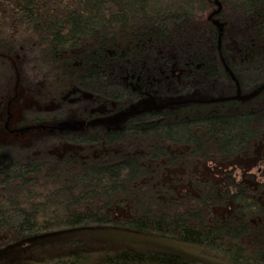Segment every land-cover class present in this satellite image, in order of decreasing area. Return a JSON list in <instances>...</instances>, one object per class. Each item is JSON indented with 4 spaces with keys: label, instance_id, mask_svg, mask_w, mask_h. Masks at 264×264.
I'll list each match as a JSON object with an SVG mask.
<instances>
[{
    "label": "trees",
    "instance_id": "1",
    "mask_svg": "<svg viewBox=\"0 0 264 264\" xmlns=\"http://www.w3.org/2000/svg\"><path fill=\"white\" fill-rule=\"evenodd\" d=\"M219 2L203 20L216 0H0V115L26 88L55 107L24 109L22 125L74 111L98 123L0 144V252L117 227L199 252L75 237L46 242V259L264 264V175L245 180L231 164L264 163V90L226 99L264 85V0ZM63 146L76 153H54ZM206 162L229 166L227 177L196 179L191 191L164 177Z\"/></svg>",
    "mask_w": 264,
    "mask_h": 264
},
{
    "label": "rangeland",
    "instance_id": "2",
    "mask_svg": "<svg viewBox=\"0 0 264 264\" xmlns=\"http://www.w3.org/2000/svg\"><path fill=\"white\" fill-rule=\"evenodd\" d=\"M218 7L212 8L209 11L205 12L203 16V20L207 19V17L215 10H217ZM216 17V16H215ZM218 19V18H217ZM218 21L221 23L218 19ZM224 24V23H222ZM224 31V27H223ZM17 95L19 98L15 99V101L12 103V105L9 106V103L5 104L4 107L1 110V115H0V144L2 143H10V142H18L20 144H28L31 143L34 139L36 138H41L44 135H48L50 132L49 129L43 130L41 128L31 130L29 132L25 133H10L5 129V123L8 120L9 113L11 115V120H10V128L11 129H20L23 127H27L26 125L20 124L21 121H24V109L26 108H32V107H55L50 102H47L44 105H41L35 97H33L32 93L29 91L27 92L26 88H22L17 92ZM74 100V99H73ZM158 106L162 105L163 101L157 100ZM144 106H150L154 105L151 100H145L143 102ZM164 105V104H163ZM84 120L83 117L77 113L76 111L72 112V114L65 120L61 121H52L49 123H43V125H58L59 123H65L66 121L68 122H74V121H81ZM57 131V130H53ZM79 129L77 130L76 133H78ZM76 148L71 147V146H63L61 150H57L54 153L58 154L59 156H65L66 154H71V153H76ZM234 166H240L241 164L243 165L241 169L235 168V171H239L240 173H244L245 180L247 178L250 179L251 176L254 174L258 176V178L262 177L263 174H258L257 173V168L258 164H256V160L252 161H243L242 159H237L233 163H231ZM230 167L229 166H223L221 164H216V163H211V162H206L202 165H196L192 168L189 173H182L184 172L182 168L179 166L178 169H176V174L173 177L174 181L171 180L172 176H169L168 174H164V177L166 176V179L168 180L167 182L170 183V186H178L183 189H187L191 191L195 184L197 182L196 179L200 181H205V180H212V181H217L224 179L225 176L227 175L225 170H228ZM250 170V171H249ZM253 172L254 174L247 173ZM246 173V174H245ZM227 177V176H226ZM254 177V176H253ZM253 179V178H252ZM256 180V179H255ZM175 182V184L173 183ZM252 188L257 189V185L254 183H251ZM189 187H187V186ZM217 213H224L225 209L221 208H216L215 210ZM82 238V239H90L95 243H108L111 246H115L117 244H128V245H135L138 244L139 242H148L149 244H155L158 246L162 247H170L176 250L183 251L187 253V255H195L199 252L197 248H193L189 245H182L176 242H171V241H166L162 240L160 238L150 236V235H144L140 234L134 231H130L127 229H122V228H117V227H93V228H80V229H74V230H69V231H64V232H56L50 235H46L41 239V242H36L34 240L29 241L28 244L22 245L20 247H17V245L2 250L0 252V264H10L14 262H30L34 264H51L47 259L46 255H53L55 254V251L53 248L47 247L43 248V246L47 245L45 244L46 242H52L57 239H67V238ZM32 242V243H31Z\"/></svg>",
    "mask_w": 264,
    "mask_h": 264
},
{
    "label": "water",
    "instance_id": "3",
    "mask_svg": "<svg viewBox=\"0 0 264 264\" xmlns=\"http://www.w3.org/2000/svg\"><path fill=\"white\" fill-rule=\"evenodd\" d=\"M216 3L218 5V9L210 14V17H209L210 19L214 18L216 15H218L221 12L222 4L219 2V0H216ZM215 23L220 28V35H222L223 34L224 24H222V23H220L218 21H216ZM262 90H264V85L260 86L259 88H257L255 91H253L250 94L242 95L241 91H238V93H237V95L235 97H229V98H226V99H228V100H230V99H238V100H243V101L244 100H250L253 97H255L257 94H259ZM85 125H86V123L83 122V121H76L74 123H70V122L61 123V124H59L57 126L41 125V126H27V127H23V128H20V129H11L9 127V122H7V124L5 126V129L7 131H9L10 133L18 134V133L29 132V131L35 130L37 128H41L43 130L51 129V130H57V131H65V130L75 131V130H78L79 128H84Z\"/></svg>",
    "mask_w": 264,
    "mask_h": 264
},
{
    "label": "flooded vegetation",
    "instance_id": "4",
    "mask_svg": "<svg viewBox=\"0 0 264 264\" xmlns=\"http://www.w3.org/2000/svg\"><path fill=\"white\" fill-rule=\"evenodd\" d=\"M18 98V97H17ZM15 101V100H14ZM13 101V102H14ZM12 101L11 102H8L9 103V106L10 105H12V103H13ZM24 117V116H23ZM84 120H81V121H83V122H85L86 123V125L85 126H94V124H98V123H95V122H89V121H87L85 118H83ZM10 120H11V115H10V113H9V117H8V120H7V122H9V126H10ZM7 122L5 123V126H6V124H7ZM66 122H68V121H66ZM74 122H76V121H74ZM74 122H70V123H74ZM21 124V123H20ZM59 124H61V123H59ZM58 124V125H59ZM41 125H43V124H40V125H26V126H41ZM46 126H57V125H46ZM103 126V125H102ZM80 129V128H79ZM50 131H53V130H51V129H49ZM263 164V165H262ZM257 170V173L258 174H263L264 175V163H260L259 165H258V168L256 169ZM246 174V173H245Z\"/></svg>",
    "mask_w": 264,
    "mask_h": 264
}]
</instances>
